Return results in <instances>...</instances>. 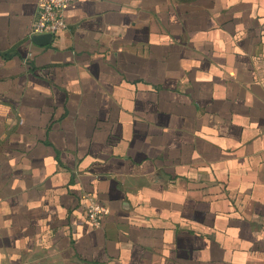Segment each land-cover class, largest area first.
Instances as JSON below:
<instances>
[{
	"label": "crops",
	"instance_id": "obj_1",
	"mask_svg": "<svg viewBox=\"0 0 264 264\" xmlns=\"http://www.w3.org/2000/svg\"><path fill=\"white\" fill-rule=\"evenodd\" d=\"M38 3L0 0V264H264V0L80 1L46 46Z\"/></svg>",
	"mask_w": 264,
	"mask_h": 264
},
{
	"label": "built area",
	"instance_id": "obj_2",
	"mask_svg": "<svg viewBox=\"0 0 264 264\" xmlns=\"http://www.w3.org/2000/svg\"><path fill=\"white\" fill-rule=\"evenodd\" d=\"M80 1L85 0H39L29 38L33 40L34 37L41 35L55 37L65 31L68 26L64 18V9ZM88 200L89 204L85 210L86 218L93 228H100L102 220L109 212L98 205L93 198L89 197Z\"/></svg>",
	"mask_w": 264,
	"mask_h": 264
},
{
	"label": "water",
	"instance_id": "obj_3",
	"mask_svg": "<svg viewBox=\"0 0 264 264\" xmlns=\"http://www.w3.org/2000/svg\"><path fill=\"white\" fill-rule=\"evenodd\" d=\"M52 40L50 35H41L33 38V42L40 46L49 45Z\"/></svg>",
	"mask_w": 264,
	"mask_h": 264
}]
</instances>
